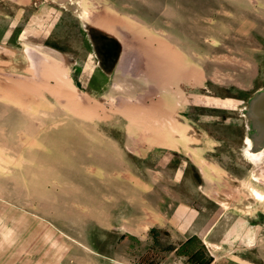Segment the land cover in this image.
Masks as SVG:
<instances>
[{
    "label": "rangeland",
    "instance_id": "obj_1",
    "mask_svg": "<svg viewBox=\"0 0 264 264\" xmlns=\"http://www.w3.org/2000/svg\"><path fill=\"white\" fill-rule=\"evenodd\" d=\"M262 89L264 0H0V264H264Z\"/></svg>",
    "mask_w": 264,
    "mask_h": 264
},
{
    "label": "water",
    "instance_id": "obj_2",
    "mask_svg": "<svg viewBox=\"0 0 264 264\" xmlns=\"http://www.w3.org/2000/svg\"><path fill=\"white\" fill-rule=\"evenodd\" d=\"M103 36L109 40L110 55L103 61L102 65L106 71H111L118 60L120 45L117 40ZM102 38V35H97V39L94 40L95 43L99 45ZM246 114L250 120L251 129L248 137L251 139L252 149L257 151L264 146V89L257 91L250 98Z\"/></svg>",
    "mask_w": 264,
    "mask_h": 264
},
{
    "label": "flooded vegetation",
    "instance_id": "obj_3",
    "mask_svg": "<svg viewBox=\"0 0 264 264\" xmlns=\"http://www.w3.org/2000/svg\"><path fill=\"white\" fill-rule=\"evenodd\" d=\"M97 35H102V41H101V43L99 44V45H97V48L100 50V52L102 53V55H103V57L105 58V59H107L108 58V56L110 55V50H109V40L108 39H105L104 38V36H103V34H100V33H98V34H94L93 35V39L94 40H96L97 39ZM110 49H112V48H110ZM113 50V49H112Z\"/></svg>",
    "mask_w": 264,
    "mask_h": 264
},
{
    "label": "bare ground",
    "instance_id": "obj_4",
    "mask_svg": "<svg viewBox=\"0 0 264 264\" xmlns=\"http://www.w3.org/2000/svg\"><path fill=\"white\" fill-rule=\"evenodd\" d=\"M103 60H105V58L103 57ZM245 142H246V147H247V153L248 154H253V153H258V152H260V151H262L263 149H264V146L262 147V148H260L259 150H257V151H254L253 149H252V142H251V139L249 138V137H246V140H245ZM264 155V151L263 152H261V153H258L257 155H255V156H253V157H250V160H253V162L257 159H260L262 156ZM252 156V155H251ZM253 158V159H252Z\"/></svg>",
    "mask_w": 264,
    "mask_h": 264
}]
</instances>
